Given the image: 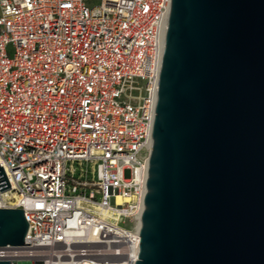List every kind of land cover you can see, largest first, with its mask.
I'll use <instances>...</instances> for the list:
<instances>
[{"label": "built area", "instance_id": "1", "mask_svg": "<svg viewBox=\"0 0 264 264\" xmlns=\"http://www.w3.org/2000/svg\"><path fill=\"white\" fill-rule=\"evenodd\" d=\"M170 3L0 0V260L135 264Z\"/></svg>", "mask_w": 264, "mask_h": 264}, {"label": "water", "instance_id": "2", "mask_svg": "<svg viewBox=\"0 0 264 264\" xmlns=\"http://www.w3.org/2000/svg\"><path fill=\"white\" fill-rule=\"evenodd\" d=\"M27 228L0 207V246ZM139 235L135 264H264V0H171Z\"/></svg>", "mask_w": 264, "mask_h": 264}, {"label": "rangeland", "instance_id": "3", "mask_svg": "<svg viewBox=\"0 0 264 264\" xmlns=\"http://www.w3.org/2000/svg\"><path fill=\"white\" fill-rule=\"evenodd\" d=\"M89 3L91 2V1H95V0H87ZM125 175H127V172H125Z\"/></svg>", "mask_w": 264, "mask_h": 264}]
</instances>
